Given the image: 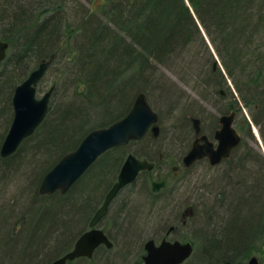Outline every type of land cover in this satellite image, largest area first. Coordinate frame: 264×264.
I'll list each match as a JSON object with an SVG mask.
<instances>
[{"label":"trees","instance_id":"trees-1","mask_svg":"<svg viewBox=\"0 0 264 264\" xmlns=\"http://www.w3.org/2000/svg\"><path fill=\"white\" fill-rule=\"evenodd\" d=\"M87 1L91 9L74 26L68 19L70 0H38L36 4L0 0V40L10 45L0 64V149L13 121L16 86L44 60L51 61L50 67L63 48L78 44L77 50L69 49L80 58L77 96L54 106L55 90L50 89L48 114L35 134L13 155L3 158L0 154V190L10 181L18 194L3 201L13 221L9 223L7 213L0 215V264H44L63 255L98 208L95 194L104 187L102 183L110 186L124 156L131 153L126 148L136 140L103 154L68 192H40L46 173L95 129L88 125V99L105 100L114 93L116 106L112 100L104 108L112 122L96 127L102 128L125 117L139 96L157 92L171 102L176 91L170 84L172 76L185 84L194 80L199 93L204 87L222 98L224 91L231 93L225 113L236 111L237 129L258 147L254 123L264 143V0H104L96 6V0ZM80 32L81 38L76 37ZM188 120L183 119V124ZM256 147L243 137L224 161L226 184L217 205H227L231 215L218 234L205 238L202 256L190 264H246L254 255L264 264V153ZM141 153L135 155L153 162L150 153ZM135 184L118 207L117 222L127 214ZM143 188L154 203L163 200L150 192L147 182ZM32 218L37 224L26 238ZM16 223L21 228L15 233ZM126 224L120 226L129 241L139 233L127 235Z\"/></svg>","mask_w":264,"mask_h":264},{"label":"rangeland","instance_id":"rangeland-1","mask_svg":"<svg viewBox=\"0 0 264 264\" xmlns=\"http://www.w3.org/2000/svg\"><path fill=\"white\" fill-rule=\"evenodd\" d=\"M36 1L38 0H25L27 4L32 2V4H36ZM76 1L78 3L70 0L67 6L72 12V14H68V19L74 26L80 22L82 13L91 9V4L87 0ZM103 1L104 0H96L93 5L96 6ZM80 6H83L85 11L81 10L79 8ZM31 10H33V8H31ZM81 33L82 32L77 33L76 37L78 36L81 38ZM74 42L75 38L73 39V43ZM71 47L69 46L62 50L60 47V54H58L54 62L51 63L45 77L42 79L38 87L39 97H42L50 89L55 90L53 96L54 106L57 105L58 102L61 103L62 101L65 102V100H72L74 95L77 96V92L79 91L76 89L80 81V58L76 59L72 56L69 49ZM77 47L78 44H73L72 48L77 50ZM170 79V84L176 90L172 98H170L171 102L163 100L161 97L162 95L157 92L151 97H145L146 101L160 115V135L156 137L149 134L150 136L146 139L136 140V142H133L126 148L127 151L134 154H136V152H142L141 154L144 155L148 152L151 154V157L153 156L152 160L156 164L155 172L157 174L160 173L161 177L167 181V186L160 193V195L163 196V200L154 203L155 200L151 198L149 194L147 197L142 191V189H144V183L138 182L137 186H135L133 192L130 194L131 202L126 210L127 214L129 216L131 214L132 218L128 219L125 212L120 215V221L117 222L116 220L119 215L118 205L110 212L107 221L104 223L111 234L114 246L110 249L105 247L98 249L94 258L91 260H76L70 264H134L141 259L142 254L145 252L143 251L145 242L151 238H159L157 242H160L162 236L167 233L171 225L176 226V230L170 235L171 239L193 241L195 244L193 255L185 263L190 264L195 262L194 260L201 257L203 254V246L206 240L205 232L202 231H207L209 237L218 234L220 228L225 224L224 221H226V218H229L231 215L230 213H227V205H217L218 199L221 198L219 192L226 184L224 183V181H226L225 172L228 169L225 165L221 164L220 166L213 167L208 161L202 160L194 164L192 167L186 168L181 162L183 156L186 154L196 137L192 121L190 120L189 122L188 120L187 124H183L182 120H187L188 117L191 119V116L196 114L201 116L205 132L210 137H214V132L220 127L219 117L225 113V109L233 99L232 95L231 93L224 91L225 97L222 98L212 90H205V87L204 91L202 90L201 93H199L195 88L196 82L194 80H190V84H185L182 80L175 78L174 76ZM233 92L236 97L239 96L234 88ZM84 96H87V94L81 96V99H83ZM88 101L86 102L87 105H89L88 114L90 116L88 119V125H92V127L96 129V127L103 123L108 124L112 122L111 119H106L105 117L106 111L104 108L108 104L107 99L103 100V98L98 99L94 97L93 99H88ZM135 101L136 99L134 98L132 104H130V109ZM116 102L117 100L115 101L114 98V107L116 106ZM186 108L188 109L186 110ZM243 110L245 115L250 119L248 109L243 107ZM128 111H125L124 115ZM235 124L238 123L236 122ZM252 132L258 141V147H256L255 142L251 138L246 137L243 132H241V134L248 143H251L252 147H256V149L261 150L264 153L263 140L262 138H259L261 140L258 139L254 123L252 124ZM170 157L171 159L168 160L171 161L170 168L171 165H180L183 167L182 171L173 170V167L171 169L166 167L165 171L161 170L160 166L164 165L165 161ZM125 158L126 157L124 156L123 160H125ZM94 166H97V164ZM96 171H99V168H97ZM116 178L111 182L109 187L107 185L105 186V183H102L101 187H104L101 190L99 189L97 191L98 193L95 194H98L99 197L96 196L98 198V207L101 206L105 195L111 188L112 184L117 180ZM87 186L89 185L87 184ZM16 190L15 184H11L10 181L9 183H5L4 187L0 190V210H2L0 215H5L7 213V219H11L9 220V223L13 221L12 213L6 209L8 204H5L6 208H3V201L10 199L13 200L16 195L18 196ZM230 190L231 188L229 191ZM128 194L129 192L127 191L126 195ZM190 207L195 211L194 216L189 218L186 223H183V213ZM131 221H135V223L133 224ZM123 223L129 224H126L127 235L130 231L134 234H139L127 241V236L123 233L121 227ZM36 224L37 220L33 222V218L32 222L29 221V229L27 227V233H24L26 238H28V233H31L30 229L33 230ZM134 226L136 229L128 230V228ZM20 228L21 226L19 223H16L15 233ZM126 243L130 244L127 245ZM71 248L65 251V253ZM57 257L58 256L55 258ZM248 260L249 259L245 261L246 264L248 263Z\"/></svg>","mask_w":264,"mask_h":264},{"label":"water","instance_id":"water-1","mask_svg":"<svg viewBox=\"0 0 264 264\" xmlns=\"http://www.w3.org/2000/svg\"><path fill=\"white\" fill-rule=\"evenodd\" d=\"M9 43L0 40V63L9 51ZM50 60H44L29 76L15 88L13 95L14 117L7 136L5 137L0 154L8 157L16 153L25 139L35 134L45 120L52 97V92L38 96V84L45 77ZM236 112L220 116V128L214 134V140L203 133L201 120L192 118L195 139L191 149L184 156L186 166L196 161L209 158L211 165L220 164L231 156L232 151L242 142V135L235 126ZM151 131L154 136L160 135L159 115L146 101L139 96L129 113L122 119L107 127L90 131L79 146L63 156L57 164L49 170L40 186L42 194H52L61 190L68 192L76 182L88 171L98 158L112 148L127 145L131 140L143 139ZM154 164L148 160H140L134 154H129L120 170L117 181L106 195L103 205L91 220V226L98 225L107 214L113 199L127 185L133 183L143 170H151ZM163 183H155L154 190H158ZM105 244L113 247V242L100 228H93L85 232L76 242L75 249L57 258L51 264H67L77 258L93 257L96 248ZM146 255L142 263L135 264H183L195 251L193 241L171 240L164 238L160 243L149 239L146 244ZM260 259L253 256L247 264H260Z\"/></svg>","mask_w":264,"mask_h":264},{"label":"flooded vegetation","instance_id":"flooded-vegetation-1","mask_svg":"<svg viewBox=\"0 0 264 264\" xmlns=\"http://www.w3.org/2000/svg\"><path fill=\"white\" fill-rule=\"evenodd\" d=\"M194 141H195V140H194ZM194 141H193V142H194ZM193 142H192L190 148L192 147ZM190 148H189V149H190ZM189 149L187 150V152L189 151ZM187 152H186V154H187ZM186 154H185V155H186ZM185 155H184V156H185ZM184 156H183V158H182V162H181V164H183L184 167L189 168L190 166H186V165L184 164ZM169 159H171V157L168 158V159L165 161V164H164V165L160 166V168H161L162 171H165L166 167H169V168H170V162H171V161H168ZM202 160H205V161H208V162H209V158H204V159H202ZM202 160H198V161H196L194 164H196L197 162L202 161ZM225 160H226V159H225ZM225 160H223L220 164L213 165V167H215V166H220L221 164L224 163ZM153 163H154V162H153ZM209 163H210V162H209ZM194 164H193V165H194ZM193 165H191V166H193ZM172 167H173V170H179V171H182V168H183V167L180 166V165H174V166L171 165V168H172ZM171 168H170V169H171ZM155 170H156V164L154 163V167H153L151 170H143V171H141V172L139 173L138 177L136 178V180H135L133 183L127 185L126 187H124V188L121 190L120 194H119V195L114 199V201L110 204V206H109V208H108V212H107V214H106V215L100 220V222L98 223V225H96L95 227H94V226L92 227V226H91V220H92V218H91V220H90L88 226L86 227V229L83 230V232L80 234V236H81L82 234H84L85 232H87V231L93 229V228H100V229H102V230L108 235V237L112 240L111 234H110L109 230L106 228V225H105L104 223L107 221L108 216H109L110 212L114 209V207H115V206H118V201H119L120 197L122 196V197L124 198V197H126V192H127V191H132V189H131V185H133L134 183H136L135 185L137 186V183H138V182H142V183L147 182V185H148V187H149V189H150V192L153 193L154 195H155V194H160L161 191H163L164 188L167 186V181H166V179L162 178L160 173L157 174V173L155 172ZM179 171H178V172H179ZM156 174H157V175H156ZM155 183H163V184H161V186H160V188H159L158 190H154V185H155ZM133 187H134V186H133ZM110 189H111V188H110ZM110 189H109V190H110ZM107 193H108V192H107ZM106 195H107V194H106ZM106 195H105V198H106ZM105 198H104V200H105ZM104 200H103L101 206L103 205ZM101 206H99V207L96 209V211L94 212V215L96 214L97 210H98ZM94 215H93V216H94ZM193 215H194V210H193L192 207H190L189 209H186L185 212L183 213V223H186V222L188 221V219L191 218ZM93 216H92V217H93ZM175 230H176V226H175V225H171L170 228H169V230L167 231V233H166L164 236H162V240H163L164 238L171 239V238H170V235H171V233L174 232ZM151 239H154V238H151ZM158 239H159V238L154 239V240L157 242ZM148 240H149V239H148ZM148 240H147V241H148ZM171 240H173V239H171ZM147 241H146V242H147ZM112 242H113V241H112ZM146 242H145V244H146ZM113 244H114V242H113ZM145 244H144V246H143V251H145V252L142 254L141 259L138 260V261H136L135 263H138V262H139V263H142V262H143V257H144V256L146 255V253H147L146 248H145ZM113 246H114V245H113ZM102 247H103V248L105 247V248H107V249H110V248H108L105 244H101V245H99V246L96 248V250H95L94 255H93L92 258H94V256H95L96 252L98 251V249H100V248H102ZM78 259H88V257L83 256V257H80V258H78ZM78 259H76V260H78ZM74 261H75V260H74ZM72 262H73V261H72ZM135 263H134V264H135ZM67 264H69V263H67Z\"/></svg>","mask_w":264,"mask_h":264},{"label":"bare ground","instance_id":"bare-ground-1","mask_svg":"<svg viewBox=\"0 0 264 264\" xmlns=\"http://www.w3.org/2000/svg\"><path fill=\"white\" fill-rule=\"evenodd\" d=\"M78 26H79V24H78ZM206 39L209 40L208 36L206 37ZM209 41H210V40H209ZM211 47H212V49L214 50L212 44H211ZM215 55H216V52H215ZM113 94H114V93H113ZM113 94L107 98V101H112V100H113ZM107 95H109V94H107ZM135 95H137V94H135ZM135 95H134V96H135ZM223 95L225 96L224 92H223ZM237 98H238V97H237ZM153 110L156 111L154 108H153ZM156 112H157V111H156ZM157 113H158V112H157ZM47 114H48V113H47ZM158 115H159V113H158ZM46 117H47V116H46ZM191 117H192V118H193V117H195V118H199V119L201 120L202 131L205 132L204 124H203V120H202L201 116H199V115L196 114V115H192ZM45 119H46V118H45ZM159 121H160V115H159ZM191 121H192V119H191ZM219 121H220V117H219ZM43 122H44V121H43ZM11 124H12V123H11ZM188 124H189V123H188ZM192 124H193V121H192ZM10 126H11V125H10ZM193 128H194V124H193ZM9 129H10V127H9ZM9 129H8V131H9ZM255 130H256V134L258 135V139L261 138V135H260V133H259V131H258V129H257L256 126H255ZM194 131H195V128H194ZM205 133H206V132H205ZM7 134H8V132L6 133L5 137L7 136ZM151 134H152V133H151ZM206 134H207V133H206ZM209 137H210V136H209ZM196 138H197V136L195 137V139H196ZM210 138L214 140V137H210ZM4 139H5V138H4ZM195 139H194V140H195ZM259 140H261V139H259ZM262 143H263V142H262ZM263 145H264V143H263ZM20 147H21V146H20ZM20 147H19V148H20ZM18 150H19V149H18ZM18 150H17V151H18ZM17 151H16V152H17ZM136 156H137V155H136ZM8 157H9V156H8ZM3 158H7V157H3ZM137 158L140 159V160H148V161H149V159L144 158V157H142V156H140V155H138ZM94 164H95V163H94ZM94 164H93V165H94ZM93 165H92V166H93ZM92 166H91V167H92ZM91 167H90V168H91ZM190 167H192V166H190ZM90 168H89V169H90ZM89 169H88V170H89ZM77 182H78V181H77ZM77 182H76V183H77ZM113 185H114V184H113ZM120 192H121V191H120ZM120 192L118 193V195L120 194ZM118 195H117V196H118ZM117 196H116V197H117ZM116 197H115V198H116ZM115 198H114V199H115ZM114 199H113V201H114ZM113 201H112V202H113ZM124 201H125V198H123V197L121 196L120 199H119V201H118V205H122V203H123ZM194 213H195V211H194ZM193 216H194V215H193ZM193 216H192V217H193ZM202 232H205V238H208V237H209L207 231H202ZM214 236H215V235H214ZM211 237H212V236H210V238H211ZM79 238H80V236L77 238L76 242L78 241ZM76 242L74 243V245L72 246V248H71L68 252H71V251H73V250L75 249ZM68 252H66V253H68ZM63 255H65V254H63ZM63 255H60L59 257H61V256H63ZM254 256L259 257L258 255H254ZM251 257H253V256H251ZM251 257H250V258H251ZM250 258H249V259H250ZM88 259L91 260L92 257H88ZM259 259H260V258H259ZM49 262H50V260H47L46 263H44V264H49Z\"/></svg>","mask_w":264,"mask_h":264}]
</instances>
